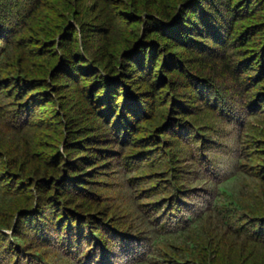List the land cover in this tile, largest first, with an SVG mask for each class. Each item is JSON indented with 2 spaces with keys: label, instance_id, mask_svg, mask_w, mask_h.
<instances>
[{
  "label": "trees",
  "instance_id": "trees-1",
  "mask_svg": "<svg viewBox=\"0 0 264 264\" xmlns=\"http://www.w3.org/2000/svg\"><path fill=\"white\" fill-rule=\"evenodd\" d=\"M0 264H264V0H0Z\"/></svg>",
  "mask_w": 264,
  "mask_h": 264
}]
</instances>
